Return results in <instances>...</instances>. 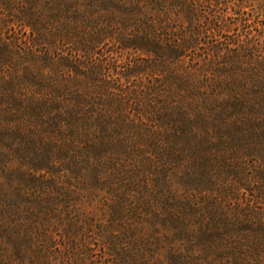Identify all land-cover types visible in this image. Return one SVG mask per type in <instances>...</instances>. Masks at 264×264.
<instances>
[{
    "label": "rangeland",
    "instance_id": "obj_1",
    "mask_svg": "<svg viewBox=\"0 0 264 264\" xmlns=\"http://www.w3.org/2000/svg\"><path fill=\"white\" fill-rule=\"evenodd\" d=\"M175 1L0 0V264H264V0Z\"/></svg>",
    "mask_w": 264,
    "mask_h": 264
},
{
    "label": "trees",
    "instance_id": "obj_2",
    "mask_svg": "<svg viewBox=\"0 0 264 264\" xmlns=\"http://www.w3.org/2000/svg\"><path fill=\"white\" fill-rule=\"evenodd\" d=\"M146 0H70V4L73 7V10H77L75 11L77 14H79L80 11L83 12H88V13H92L94 12V8H95V3L99 2L101 4V6H105V5H110L116 9L117 12L122 13L124 16L127 15H131V14H137L138 18H134L136 19V21L134 22V26L136 28H138L139 30H141L145 36L147 37H156L157 40L160 39V36L158 35V32L156 31L158 28V25L160 26V24L158 23H154L153 19H150L149 16L144 13V2ZM194 2H191V0H176L175 2L177 3L176 6L181 7V8H185L186 11L190 12V17L186 15L187 20L189 23H193L196 20H198L196 13H195V8L197 6V2L196 0H192ZM183 12V11H182ZM184 13V12H183ZM239 14V13H238ZM78 16V15H77ZM77 16L75 17L77 19ZM124 16H120L122 17L123 20V24L124 25H128V23H130L131 19H127ZM200 17V16H198ZM203 18L200 17L199 20ZM242 19V18H241ZM213 21L208 20L209 23V28L215 30L216 28L213 27L212 25ZM37 24V23H36ZM31 27V31L26 34V32H24V34H26V36H30L31 34V38L30 40L34 43L38 40V38H40V36H43L42 33H40L38 29V27L32 23V25H30ZM198 29H196L197 31ZM166 33V32H165ZM216 33V31L214 32ZM168 35H170V33H166ZM178 35H176L177 37ZM16 38H20L19 36H16ZM15 38V39H16ZM182 37H177L178 40H181ZM254 38V36H246V39H243L244 42H248L250 39ZM229 40H231V42L233 44H237L236 48L239 50L241 48L244 49V47H242L243 45H241L242 43H239V41H237L238 43H235L236 40L232 37H228ZM95 40V39H94ZM93 41V39H92ZM121 48H139V46L136 45V41L135 39H128L127 37H121L118 39ZM13 44V42H7L5 40H3V38H0V62L4 63L5 61H8L9 58L11 59L12 56L11 54L12 51L9 49V46H11ZM183 45V44H182ZM239 47V48H238ZM173 48L172 51L175 53V55H179L182 52V46L179 43V47H171ZM235 48V49H236Z\"/></svg>",
    "mask_w": 264,
    "mask_h": 264
}]
</instances>
